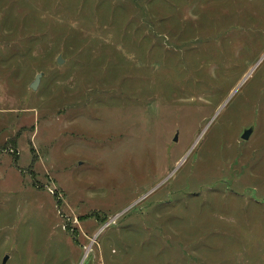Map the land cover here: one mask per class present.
I'll return each instance as SVG.
<instances>
[{"label":"rangeland","instance_id":"374dc122","mask_svg":"<svg viewBox=\"0 0 264 264\" xmlns=\"http://www.w3.org/2000/svg\"><path fill=\"white\" fill-rule=\"evenodd\" d=\"M7 255L264 264V0H0Z\"/></svg>","mask_w":264,"mask_h":264},{"label":"water","instance_id":"95a60500","mask_svg":"<svg viewBox=\"0 0 264 264\" xmlns=\"http://www.w3.org/2000/svg\"><path fill=\"white\" fill-rule=\"evenodd\" d=\"M261 62V61H260ZM260 62L256 65V67L251 71V73L249 75L246 76V78L243 80L242 84L251 76L252 72L257 68V66L260 64ZM58 63L59 64H62L63 63V60L61 57H59L58 59ZM40 79H41V74H39L35 80L34 83H32L31 85V89L33 90H37L38 86H39V83H40ZM241 84V85H242ZM240 85V86H241ZM253 133V128H250V129H247L244 131L243 135H242V139L247 141L249 140L250 136L252 135ZM178 141V135H176V137L174 138V142H177ZM88 253V252H87ZM9 259V256H5L4 260H3V264H6L7 261Z\"/></svg>","mask_w":264,"mask_h":264}]
</instances>
